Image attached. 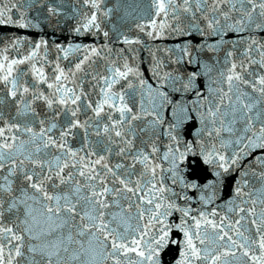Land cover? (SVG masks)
<instances>
[{
	"label": "snow or ice",
	"instance_id": "snow-or-ice-1",
	"mask_svg": "<svg viewBox=\"0 0 264 264\" xmlns=\"http://www.w3.org/2000/svg\"><path fill=\"white\" fill-rule=\"evenodd\" d=\"M0 264H264V0H0Z\"/></svg>",
	"mask_w": 264,
	"mask_h": 264
}]
</instances>
